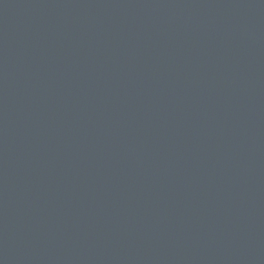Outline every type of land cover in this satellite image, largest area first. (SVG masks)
Here are the masks:
<instances>
[{
    "label": "water",
    "instance_id": "1",
    "mask_svg": "<svg viewBox=\"0 0 264 264\" xmlns=\"http://www.w3.org/2000/svg\"><path fill=\"white\" fill-rule=\"evenodd\" d=\"M0 264H264V0H0Z\"/></svg>",
    "mask_w": 264,
    "mask_h": 264
}]
</instances>
